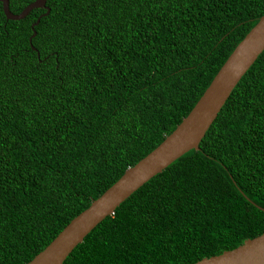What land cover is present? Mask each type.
I'll use <instances>...</instances> for the list:
<instances>
[{"label": "trees", "instance_id": "1", "mask_svg": "<svg viewBox=\"0 0 264 264\" xmlns=\"http://www.w3.org/2000/svg\"><path fill=\"white\" fill-rule=\"evenodd\" d=\"M19 14L35 0H9ZM0 2V264H28L189 115L264 0ZM39 55V56H38ZM264 52L200 143L64 264H194L264 233Z\"/></svg>", "mask_w": 264, "mask_h": 264}, {"label": "water", "instance_id": "2", "mask_svg": "<svg viewBox=\"0 0 264 264\" xmlns=\"http://www.w3.org/2000/svg\"><path fill=\"white\" fill-rule=\"evenodd\" d=\"M7 20H22L34 9H46L32 25L50 13L48 0H35L19 14L10 9L9 0H0ZM32 48L36 50L33 45ZM264 52V15L237 45L221 67L213 81L196 103L192 111L166 139L146 157L130 167L122 177L77 217L28 264H64L74 249L84 242L85 237L130 196L152 178L161 174L171 164L192 150H200V143L219 116L232 92L244 75ZM39 56V55H38ZM260 209L264 210L262 207ZM194 264H264V233L246 240L242 245L222 254L204 258Z\"/></svg>", "mask_w": 264, "mask_h": 264}]
</instances>
